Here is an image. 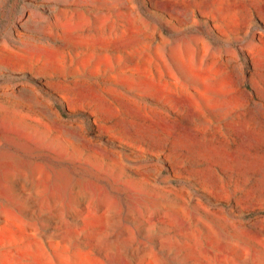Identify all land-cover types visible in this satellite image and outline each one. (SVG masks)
I'll list each match as a JSON object with an SVG mask.
<instances>
[{"label":"rangeland","instance_id":"1","mask_svg":"<svg viewBox=\"0 0 264 264\" xmlns=\"http://www.w3.org/2000/svg\"><path fill=\"white\" fill-rule=\"evenodd\" d=\"M84 262L264 264V0H0V264Z\"/></svg>","mask_w":264,"mask_h":264},{"label":"bare ground","instance_id":"2","mask_svg":"<svg viewBox=\"0 0 264 264\" xmlns=\"http://www.w3.org/2000/svg\"><path fill=\"white\" fill-rule=\"evenodd\" d=\"M83 261H85V260H83ZM83 261H82V262H83ZM82 262H80V263H82ZM78 263H79V262H78ZM84 264H85V262H84Z\"/></svg>","mask_w":264,"mask_h":264}]
</instances>
